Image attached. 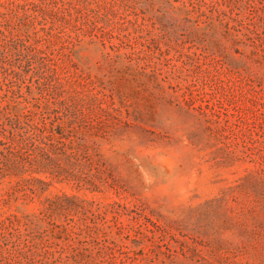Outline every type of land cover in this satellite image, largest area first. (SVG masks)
Returning <instances> with one entry per match:
<instances>
[{
    "label": "rangeland",
    "instance_id": "1",
    "mask_svg": "<svg viewBox=\"0 0 264 264\" xmlns=\"http://www.w3.org/2000/svg\"><path fill=\"white\" fill-rule=\"evenodd\" d=\"M0 264H264V0H0Z\"/></svg>",
    "mask_w": 264,
    "mask_h": 264
}]
</instances>
